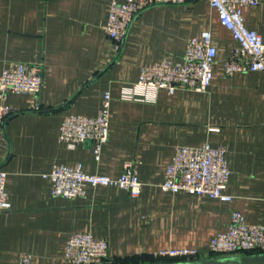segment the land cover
<instances>
[{
  "label": "crops",
  "instance_id": "crops-1",
  "mask_svg": "<svg viewBox=\"0 0 264 264\" xmlns=\"http://www.w3.org/2000/svg\"><path fill=\"white\" fill-rule=\"evenodd\" d=\"M111 0H0V71L11 62L38 67L40 91L7 92L16 111L0 127V168L11 209L0 212V264H66L74 232L104 238L109 258L193 248L226 229L231 212L264 226V70L226 74L237 41L208 0L162 3L141 10L120 47L105 30ZM264 42V0L242 9ZM211 32L217 53L204 91L169 93L133 87L143 66L181 59L189 37ZM110 92L109 135L96 160L93 143L70 146L59 130L69 114L94 115ZM222 147L230 169L217 198L168 192L160 184L178 146ZM132 162L142 183L132 197L116 186H87L84 195H53L43 174L81 164L113 177Z\"/></svg>",
  "mask_w": 264,
  "mask_h": 264
},
{
  "label": "built area",
  "instance_id": "built-area-1",
  "mask_svg": "<svg viewBox=\"0 0 264 264\" xmlns=\"http://www.w3.org/2000/svg\"><path fill=\"white\" fill-rule=\"evenodd\" d=\"M187 0H111L105 30L118 49L133 18L144 8L162 3H184ZM216 11L219 23L237 41V46L223 62L226 74L264 70V42L262 36L246 26L243 6L255 5L258 0H208ZM216 47L211 32L202 31L188 38L181 59L164 58L143 66L133 87L165 88L172 93L177 88L206 90L213 77ZM42 83L41 70L22 62H11L0 71V96L7 92L38 93ZM110 92L104 91L102 103L94 115L69 114L59 130L60 140L70 146L90 141L98 160L102 145L109 135ZM16 110L0 103V127L6 117ZM225 150L210 144L178 146L167 164L160 186L168 192H186L201 196L230 200L225 187L230 176ZM52 182L51 193L72 198L84 195L87 186H116L127 190L132 197L139 195L142 183L132 162H126L116 177L86 172L81 164H57L43 174ZM6 172L0 168V212L11 209L6 187ZM264 251V226L249 223L237 210L231 212L226 229L218 231L209 241L207 254L193 248H164L151 253L153 257H195ZM66 264H107L108 243L88 232H74L65 243ZM19 264H33L29 255H22Z\"/></svg>",
  "mask_w": 264,
  "mask_h": 264
},
{
  "label": "water",
  "instance_id": "water-1",
  "mask_svg": "<svg viewBox=\"0 0 264 264\" xmlns=\"http://www.w3.org/2000/svg\"><path fill=\"white\" fill-rule=\"evenodd\" d=\"M134 264H264V251L252 253L195 256L178 259L146 261Z\"/></svg>",
  "mask_w": 264,
  "mask_h": 264
},
{
  "label": "trees",
  "instance_id": "trees-1",
  "mask_svg": "<svg viewBox=\"0 0 264 264\" xmlns=\"http://www.w3.org/2000/svg\"><path fill=\"white\" fill-rule=\"evenodd\" d=\"M184 257H153L151 254L145 255H137L131 257H124V258H113L110 263L107 264H134L139 262H146V261H156V260H168V259H178Z\"/></svg>",
  "mask_w": 264,
  "mask_h": 264
}]
</instances>
